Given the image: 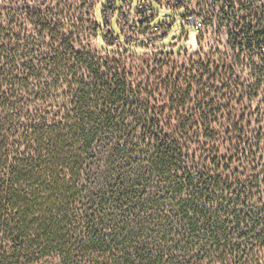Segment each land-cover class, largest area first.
<instances>
[{
    "label": "trees",
    "instance_id": "1",
    "mask_svg": "<svg viewBox=\"0 0 264 264\" xmlns=\"http://www.w3.org/2000/svg\"><path fill=\"white\" fill-rule=\"evenodd\" d=\"M61 1L0 9V264H264L257 90L200 51L128 72L150 52Z\"/></svg>",
    "mask_w": 264,
    "mask_h": 264
},
{
    "label": "built area",
    "instance_id": "2",
    "mask_svg": "<svg viewBox=\"0 0 264 264\" xmlns=\"http://www.w3.org/2000/svg\"><path fill=\"white\" fill-rule=\"evenodd\" d=\"M133 3L134 0H122V6L118 7L113 0L107 4L106 33L117 38L111 24L118 16L117 28L127 43H140L143 50H154L155 45L171 37L174 26V22H164L145 27L159 18L154 5L167 12L183 9L185 25L197 32L199 51L202 58L205 56L203 66L210 71L215 66L232 70L239 84L246 83L257 90L251 98L264 102V0H139L135 12ZM16 6H22V2L0 0V9Z\"/></svg>",
    "mask_w": 264,
    "mask_h": 264
},
{
    "label": "rangeland",
    "instance_id": "3",
    "mask_svg": "<svg viewBox=\"0 0 264 264\" xmlns=\"http://www.w3.org/2000/svg\"><path fill=\"white\" fill-rule=\"evenodd\" d=\"M26 2H32L35 5H40L46 1H52V0H25ZM85 2H87V6L84 5ZM113 0H63L61 1L62 3H68L69 6L73 7V12H72V18L74 19H78L79 21L82 22H87L89 20H91L93 22V20H96L97 24L100 27H104V17H103V9L107 6L108 3L112 2ZM138 2L139 0H134L133 3V11L135 12L138 6ZM117 6L121 7L122 6V0H116ZM35 5H33L35 7ZM92 6V7H91ZM94 7V13L93 10L90 9ZM154 10L155 12L159 15V18L155 20V22L151 25H146V28H149L152 25H156V24H161L164 22H174V26L172 28L173 32L171 34V37L168 39H165L161 42H159L156 46V48L154 49V51H163L165 53H171V54H175L176 56L173 57L171 59V64L170 66L173 68L175 67V69L177 70L176 73H180L182 68H187L189 69L190 67H192L193 64L198 63V60L195 58V54L198 53L199 51V47H198V39H197V32L189 27L185 25V11L182 10H178V11H169L167 12L166 10L161 9L158 5H154ZM165 14H170L172 15V18H164L163 15ZM95 17V18H94ZM117 21H118V16H116L111 24V29L113 30V32L116 34L118 40L120 43L125 44L126 43V39L124 38L123 34L121 33V31L117 28ZM89 27H84V29H82V32L85 34L87 33ZM88 34H92L91 31L88 32ZM176 36L177 38L175 40H173L172 38ZM119 42H114V44L112 45L114 49H119L120 48V43ZM205 44H202V49L204 48ZM99 47L101 50H110L111 47L110 45L108 46L102 38V32L99 31ZM151 50H142L143 52H150V54L148 56L146 55H142L139 59V61H137L136 63L132 64V65H126L125 67L127 68L128 72H132L131 70L134 68V72L137 74L141 75V74H146L147 71L144 68V63L147 62L148 65L150 67H153L152 71L156 70V67L153 64L154 61V57L151 55V52H153L152 48H150ZM180 53H182L181 55H179ZM101 54L103 56H107L105 53L101 52ZM112 58L113 55H111ZM128 58L130 57V54L127 56ZM205 56L202 58L204 61ZM158 59L159 60H165L166 58L164 56H159L158 55ZM192 62V63H191ZM169 71L165 70V73L167 74ZM257 102L261 103V100H257ZM156 104H162L161 107L163 105L166 104L165 101H163L162 99H158L156 102ZM154 103H152L153 106ZM151 106V107H152ZM257 104L255 105V108ZM155 108V107H152ZM158 107H156L155 109H157ZM192 112H195L194 108H192V105L189 106V108L187 110H184L183 113L184 114H190ZM183 117V116H182ZM185 117V116H184ZM161 129L163 130H168V131H172V130H176L179 128V124H178V120L172 121L171 123H162L160 126ZM228 127L222 129L220 126H216L213 125L211 126L212 130L215 131H221L223 133V131L225 129H227ZM260 128H264V126L262 127H256L254 126V130H258ZM208 143V142H206ZM210 146V145H208ZM211 147V146H210ZM262 148H264V143L262 144ZM227 153L226 151H223L222 153V157H226ZM240 167V163L236 162L235 165H233L232 169L236 170Z\"/></svg>",
    "mask_w": 264,
    "mask_h": 264
},
{
    "label": "water",
    "instance_id": "4",
    "mask_svg": "<svg viewBox=\"0 0 264 264\" xmlns=\"http://www.w3.org/2000/svg\"><path fill=\"white\" fill-rule=\"evenodd\" d=\"M172 39H173V40H175V39H176V37L174 36Z\"/></svg>",
    "mask_w": 264,
    "mask_h": 264
}]
</instances>
